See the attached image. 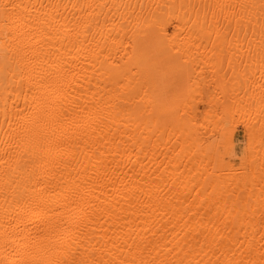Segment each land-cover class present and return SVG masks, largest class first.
I'll use <instances>...</instances> for the list:
<instances>
[{"label": "bare ground", "instance_id": "obj_1", "mask_svg": "<svg viewBox=\"0 0 264 264\" xmlns=\"http://www.w3.org/2000/svg\"><path fill=\"white\" fill-rule=\"evenodd\" d=\"M202 50L237 167L183 119ZM262 61L264 0H0V264H264Z\"/></svg>", "mask_w": 264, "mask_h": 264}, {"label": "rangeland", "instance_id": "obj_2", "mask_svg": "<svg viewBox=\"0 0 264 264\" xmlns=\"http://www.w3.org/2000/svg\"><path fill=\"white\" fill-rule=\"evenodd\" d=\"M171 29L170 26V33ZM234 51L226 50L222 53L217 50H202L192 53L194 62L188 66L185 65L189 69L185 75L188 77L189 83L198 87V90L192 94V98L195 99L192 102L195 114L194 118L183 115V119L190 120L194 128L193 145L197 148H205L206 156L209 154L221 156L223 162L237 167L242 164L241 158L248 147L249 137L243 124L239 121V114L236 113L233 116L230 114V103H225V107H227L225 111V108H222L223 98H226L229 93H224L219 87L223 70L224 75H230L232 80L239 79L241 76L239 71L241 55L237 50ZM259 66H262V69ZM259 66L256 72L261 75V78H264L262 77L264 72H261L264 71V65ZM163 67L165 66H162V71H167V68ZM261 78V83H264V79ZM184 82V78H175L174 84L169 87L165 94L169 96L172 89L178 88ZM232 83L233 81L229 83L230 91L234 87ZM261 90H264V85H262ZM199 92L201 94H198ZM239 94L237 91L236 97H239ZM249 172L250 166L247 167V173Z\"/></svg>", "mask_w": 264, "mask_h": 264}]
</instances>
